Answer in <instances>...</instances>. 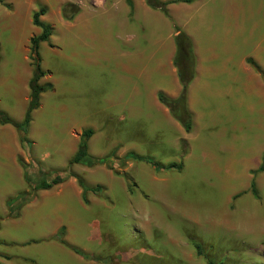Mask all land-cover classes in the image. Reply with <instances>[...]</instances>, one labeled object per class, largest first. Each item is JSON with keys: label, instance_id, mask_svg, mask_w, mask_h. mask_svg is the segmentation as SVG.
I'll return each instance as SVG.
<instances>
[{"label": "rangeland", "instance_id": "obj_1", "mask_svg": "<svg viewBox=\"0 0 264 264\" xmlns=\"http://www.w3.org/2000/svg\"><path fill=\"white\" fill-rule=\"evenodd\" d=\"M1 1L0 110L14 121H21L26 110V80L33 69L25 60L29 40L40 34L32 25V15L46 9L40 21L52 28V35L50 44L39 47L41 68L47 72L40 83L52 88L41 95L40 106L32 113L21 161L28 166L32 184L55 176L65 183L62 195L55 194L57 188L32 193L25 198L20 215L14 214L20 204L12 199L5 205L7 193L13 191L10 194L15 196L28 185L14 175L9 158H0V254L23 253L29 258L15 264H264V185L259 201L248 191L231 202L232 194L249 185L251 176L244 166H254L258 155L260 161L257 149L264 145V127L259 125L264 123V102L258 104L246 90L240 108L229 102L224 111L222 101L219 116L217 101L208 102L202 127L198 125L188 137L179 126V134L148 105L128 101L118 79L123 72L120 58L110 50L126 48L127 32L132 47L149 46L145 35L152 30L150 20L159 22L165 42L174 41L175 28L188 36L189 21L211 11L206 7L213 2L221 8L213 9L210 18L196 25L206 35L238 45L245 66L264 81V41L257 54L254 48L259 38L264 39V0H192L169 5L166 12L148 7L145 0H131L134 6L142 3L149 18L140 11L130 14L123 4L128 27L123 12L107 6L124 0ZM66 3L80 9L71 22L61 17L60 9ZM232 18L239 26L236 35ZM211 94V90L208 95L202 93V102L207 96L211 99ZM237 113L244 117V137L239 143L231 136ZM88 129L93 131L88 154L98 160L106 158L105 164L69 166L71 149L77 147L74 140ZM237 144L239 148L243 145V160L240 150L230 149ZM208 154L215 160L207 158ZM212 163L217 167H211ZM180 164L181 171L163 169ZM70 175L100 191L88 192L87 203L76 201L67 186L74 182ZM258 180L263 182L264 175ZM60 225L65 241L90 259L59 246L54 230ZM10 242L15 245L10 247Z\"/></svg>", "mask_w": 264, "mask_h": 264}, {"label": "crops", "instance_id": "obj_2", "mask_svg": "<svg viewBox=\"0 0 264 264\" xmlns=\"http://www.w3.org/2000/svg\"><path fill=\"white\" fill-rule=\"evenodd\" d=\"M123 4L128 6L126 0H124V3L120 1L114 3L112 6L110 5L107 6L123 12V22L125 23V26L128 27V22L125 16V10ZM103 7H105V5ZM206 8H210L211 11L205 10L204 13L195 16L193 19H191V21H189L190 26L188 27V31H187L188 36L191 38L193 44V50L195 56V75L190 86L188 87V108L193 116V128L192 131L189 134H187L188 137L194 134L195 128L198 127V125L200 128L202 127V122H204L206 118L205 109H206V104L208 102L217 101L218 116L220 114L222 101L224 105V111L228 110L227 107L225 109V105L229 102H231L232 105L237 109L240 108L243 105L244 102L243 94L246 90L252 92L253 96L256 97L258 104L261 101L264 102V81L260 80L259 77L255 76L252 73V71H250L249 68L245 66V62H244L245 56L242 54V52H239L238 45H236L234 42H232L231 44L228 42H222L221 40H218L219 38H217L215 35L212 36H210L209 34L206 35L202 33L203 28L201 26L196 25L199 21L201 20L203 21L205 19L210 18L208 14L214 13L215 11L213 9L221 8V7L218 6L216 3L211 2V5ZM133 10L136 13L140 11L141 14L144 13L143 15L146 19L149 18V15H147L148 11L144 9L142 3L136 2L135 6L132 4V10H130V14L133 13ZM112 14H116L117 19H121L118 16L117 11H113ZM225 17L228 18L230 17L228 12H226ZM151 22H152L151 25L152 30L145 35L146 39L149 40L148 43L149 46H146L145 48L140 46L132 47V43L129 41V39H132V37H129L128 36L129 32H127L126 48L124 50H116L115 52H113V49L110 50L115 55L118 54V57L120 58V62H119L120 68L123 70L124 73L122 72L120 75H118V79L121 88L125 89L127 93L126 96L128 98V101L130 102L137 101L138 103L148 105L149 108L152 109L156 115H158L161 121H163L169 127L177 130V132L181 134V130H180L181 126L176 121H174L172 117L168 115V113L160 109L161 108L160 104L157 102L156 99V95L159 91L165 93L171 98H176L180 92V85L177 80L175 69L172 65V58L175 53V46L173 44L174 41L171 38L170 41L165 42L164 34L162 33V31H160L159 22L157 21L156 23H154L153 20H150V23ZM232 22H233L232 31L234 35H236L239 26H236L233 18H232ZM195 28H196V33H195ZM139 36L144 37V35H139ZM263 41L264 39L263 40L261 38L258 39V41L256 42V46H254L255 52L256 51L259 52V50L260 51L262 50L261 42ZM242 46L244 47L245 43H243ZM262 51H264V49ZM26 54L27 55L25 56V60L29 61L28 64L31 66V62L28 58L29 55L28 52ZM255 59L258 61V63H260V60H258V58ZM32 71L33 69L30 71L31 75L30 72L28 74V77L29 76L30 77L28 78V80H26L27 86L32 76ZM122 74H124L125 77H123ZM41 81L42 79L40 80V82ZM198 85H201L202 87H204L205 90H207L206 91L207 95H208V91L211 90L212 92L211 99L209 98V96L205 98V102H199L195 99L194 96L195 89H197ZM233 86H236L237 88L234 90ZM28 94H29V90H28ZM28 94H27V98L25 99V102L27 104H28ZM4 113L6 114V112ZM262 115L264 116V111L262 112ZM21 121H15V122L20 123ZM212 123L214 125L215 119L212 120ZM259 125L261 127H264V123ZM231 136L233 141H236V143H239V141L243 142L244 117L242 114L240 115L239 113L236 114V124L232 126ZM20 138H21V134L12 126L0 125V158L10 159L13 172L15 173L14 175L18 179L22 178V182L25 184V186H27L28 184L25 179V169L22 166V164H20L19 162L20 160H22L21 159L23 156L22 148L24 145L21 144ZM182 138L185 139L183 135ZM74 142L77 144L78 147L79 138H76ZM77 147L76 149H71L72 154L68 158V162L74 156ZM230 149L232 152L236 151L237 153H239L240 150V152L242 153V160H243L244 149L242 144L240 148L237 144L236 147L232 145ZM257 154H260V161H258L259 158L258 155V158L256 157L257 160L254 166L253 165L244 166V167H248V175L251 176L249 185L247 184L246 187L243 186L245 190L243 189L241 191L232 194L231 196L232 204L248 191L256 200L258 201L260 200L259 190L260 187L264 185V181L260 182L258 179L261 174L264 175V169L262 172L256 174L253 173L257 171L258 168L262 165V158L264 155V145L257 149ZM207 158H209L211 161L215 160V157L212 154L211 155L208 154ZM242 163H244V161ZM211 167H217V165L212 163ZM227 167L230 166L227 165ZM71 179H73L74 182H72L70 185L69 184L67 185L69 194L73 195L76 201L79 200V202L82 203V199H81L82 191L78 187L76 180L74 178ZM252 181L255 184L256 193H257L256 196H254L251 193L250 185ZM64 183L65 182H62L61 184L54 186L50 190L37 191L35 192V194H37L38 192L45 194L47 193V191L49 192L52 189L57 188L55 194L57 196H60L63 194ZM11 192L7 193L8 194L7 198L4 200L5 205H8V202H10L12 199H16L19 195H25V197H29L32 194L29 185L26 188H21L18 191V194L15 196L10 194ZM5 196L1 200L2 204ZM24 207L25 204H22L19 207V209L13 213L14 214L18 213V215H20L21 210ZM9 210L10 209H8L7 217L10 215ZM61 211L63 212L64 209H61ZM59 227L61 228L63 226L60 225ZM58 228L54 230V236L57 235L60 229ZM56 242L59 244V246H62L63 248L67 249L66 247L61 245L58 241ZM13 243L14 242H10L8 245H10V247H13L15 245ZM24 245L21 244L19 246L23 247ZM57 249L62 251L60 247ZM22 254L23 253H21V255L0 254V257H2V259L5 260L2 263L0 262V264H15L17 260L26 261L29 259V258H24ZM29 262L31 264H35L33 261H29Z\"/></svg>", "mask_w": 264, "mask_h": 264}, {"label": "trees", "instance_id": "obj_3", "mask_svg": "<svg viewBox=\"0 0 264 264\" xmlns=\"http://www.w3.org/2000/svg\"><path fill=\"white\" fill-rule=\"evenodd\" d=\"M145 2L147 6L152 9H161L163 12H166V8L169 5L190 4L192 0H171L163 3L159 2L158 0H145ZM0 3H2L1 0ZM126 3L130 8V10H132L131 1L126 0ZM79 12H80L79 6L76 5L75 3H66L60 9L61 17L66 22L73 21L75 17L79 14ZM45 13H46V9L41 8L32 15V25L40 30V34L32 37L29 40L28 58L31 62L33 71H32V76L28 82V90H29L28 104L24 113L23 120L20 123L15 122L7 114L0 111V125L1 126L9 125L12 126L14 129H16L21 134V138H20L21 144H26L28 142L27 133L32 120V113L39 108L41 95L45 93L47 90L52 88L51 85L45 86L40 84V80L47 75V72L41 68L39 47L41 43L50 44V37L52 35V28L49 25L40 21V17H42ZM175 33H176L174 37L175 53L172 59V64L176 70V75H177L178 83L181 87V91L177 98H169L165 96L163 93H158L157 100L162 106H164L168 110L172 119L182 127L184 132L186 134H189L193 128V118L187 105V92H188V87L190 86L192 80L194 79L195 56L190 38L178 28H175ZM249 64L254 68V70H256V72L261 73L259 68L254 63L249 62ZM92 134L93 131L90 129L85 130L81 133L77 150L74 156L68 162L69 166L78 165L84 162H87L91 165L105 164L106 158H103V160H98L95 158H91L88 154V141L91 138ZM182 146H184L185 149L186 145L184 142L182 143ZM132 159L137 160L139 162H144V161L147 162L146 160L139 157H132ZM19 162L20 164H22V166L25 169V179L27 184L30 186L32 193H35L37 191L50 190L54 186L59 185L65 181V179L61 178L60 176H55L49 181L41 180L36 184H32L31 179L29 178L27 172L28 166L25 163H23L21 160ZM263 164H264V155L262 158V165L253 174L262 172L264 169ZM151 165L155 168H159V166L156 163H151ZM163 169L165 170L176 169L177 171H181L182 165L181 164L178 166L170 165L168 167H163ZM70 176L76 180L78 187L82 191L81 199L83 203H87L86 194L88 192L96 193L100 191L99 187L90 188L84 183V181L81 178L75 175H70ZM250 188H251V193L254 196H256L257 193L253 181L251 182ZM25 198H26L25 195H19L14 201V203L19 202L21 206L23 203L26 202L25 200L27 199ZM55 239L61 245L72 251L77 256L85 259H90V257L86 255L84 252L68 244L65 241L63 227L60 228L57 235L55 236ZM196 251H197V255H201L199 246L197 245H196Z\"/></svg>", "mask_w": 264, "mask_h": 264}, {"label": "bare ground", "instance_id": "obj_4", "mask_svg": "<svg viewBox=\"0 0 264 264\" xmlns=\"http://www.w3.org/2000/svg\"><path fill=\"white\" fill-rule=\"evenodd\" d=\"M200 87H201V86H200ZM200 87L196 90L194 96H195V99H196L197 101L202 102V99H201L202 93L206 94V91H207V90H205L204 87H202V88H200ZM208 93H209V91H208ZM213 94H214V93H213ZM211 95H212V94H211ZM215 95H216V94H215ZM213 96H214V95H213Z\"/></svg>", "mask_w": 264, "mask_h": 264}]
</instances>
